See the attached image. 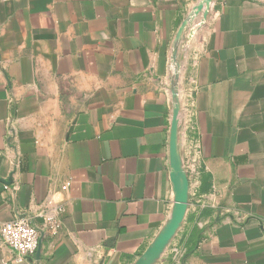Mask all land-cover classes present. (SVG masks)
I'll return each instance as SVG.
<instances>
[{
  "label": "crops",
  "instance_id": "1",
  "mask_svg": "<svg viewBox=\"0 0 264 264\" xmlns=\"http://www.w3.org/2000/svg\"><path fill=\"white\" fill-rule=\"evenodd\" d=\"M200 1L0 0V224L43 232L22 264H134L159 237L175 50L187 208L151 264H264V0L178 38Z\"/></svg>",
  "mask_w": 264,
  "mask_h": 264
},
{
  "label": "water",
  "instance_id": "2",
  "mask_svg": "<svg viewBox=\"0 0 264 264\" xmlns=\"http://www.w3.org/2000/svg\"><path fill=\"white\" fill-rule=\"evenodd\" d=\"M211 0H201L200 3L193 10L194 15L202 14V18L206 19L207 9ZM187 29V21L181 27L178 38L181 37L182 32ZM178 38L176 42L178 43ZM177 45V44H176ZM177 50L173 52V60L176 61ZM178 75H173L170 80V93L172 95L173 109L171 112L170 125H169V155H170V170L171 177L174 179L173 188L175 194L174 209L169 222L159 237L155 240L153 245L147 249L134 264H151L155 258L160 255L169 240L175 234L178 226L180 225L186 208H187V193L188 183L186 176L181 167V161L177 153V139L179 130V98H178Z\"/></svg>",
  "mask_w": 264,
  "mask_h": 264
},
{
  "label": "built area",
  "instance_id": "3",
  "mask_svg": "<svg viewBox=\"0 0 264 264\" xmlns=\"http://www.w3.org/2000/svg\"><path fill=\"white\" fill-rule=\"evenodd\" d=\"M195 18L194 12H191V16L187 19V30L194 31L205 24L206 19L200 17V20L195 24L192 22ZM186 43H178L177 49L182 52L186 50ZM183 53V52H182ZM182 54H180L181 56ZM179 56V57H180ZM171 75H178L181 70L180 63L174 60L170 62ZM173 109V103H172ZM180 101H179V127H180ZM7 189V187H6ZM43 218V227L51 235L58 233V222L55 216L48 212L41 214ZM43 232L37 229L36 226L31 222L29 218H15L9 222L0 224V242L3 246L7 247L12 251L14 257L12 262L15 264H22L26 262L28 257L32 256L39 248L41 235ZM176 260H180L182 253L176 254Z\"/></svg>",
  "mask_w": 264,
  "mask_h": 264
}]
</instances>
